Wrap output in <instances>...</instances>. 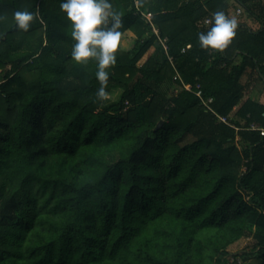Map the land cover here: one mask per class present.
I'll return each instance as SVG.
<instances>
[{
    "label": "trees",
    "instance_id": "1",
    "mask_svg": "<svg viewBox=\"0 0 264 264\" xmlns=\"http://www.w3.org/2000/svg\"><path fill=\"white\" fill-rule=\"evenodd\" d=\"M60 2L0 0V264H264V0H111L135 36L117 101ZM216 11L238 22L222 52L198 41Z\"/></svg>",
    "mask_w": 264,
    "mask_h": 264
},
{
    "label": "clouds",
    "instance_id": "2",
    "mask_svg": "<svg viewBox=\"0 0 264 264\" xmlns=\"http://www.w3.org/2000/svg\"><path fill=\"white\" fill-rule=\"evenodd\" d=\"M60 9L71 22V37L74 41L71 60L87 65L96 62L95 77L100 83L96 97L100 101L108 98V69L116 63V52L121 41L123 13L114 10L111 0H61ZM38 16L37 12L18 10L13 19L19 30L27 32ZM5 17L0 15V22ZM211 27L198 34L199 45L205 50L222 52L237 35L238 22L224 11L212 13L206 21Z\"/></svg>",
    "mask_w": 264,
    "mask_h": 264
},
{
    "label": "crops",
    "instance_id": "3",
    "mask_svg": "<svg viewBox=\"0 0 264 264\" xmlns=\"http://www.w3.org/2000/svg\"><path fill=\"white\" fill-rule=\"evenodd\" d=\"M249 23V26L250 27H252L253 29H257L258 28V24L257 23H255V22H248ZM127 36V37H126ZM123 38H126V39H128V38H131L132 40H130L131 42H133V47H134V45H135V36L131 33V32H129V31H127V32H125L122 36H121V39H123ZM126 43V42H125ZM125 43H124V45H125ZM123 45V46H124ZM129 45V44H128ZM132 47V48H133ZM125 48H127V49H124L125 51H130L131 49H128V46L127 47H125ZM154 51V49L153 48H151L148 52H147V54L144 56L145 57V59L148 57V56H150L151 54H152V52ZM143 57V58H144ZM144 59V60H145ZM143 60V59H142ZM141 60V62H144V60L142 61ZM140 62V63H141ZM248 97H250L252 100H254V101H259L260 103H262V104H264V86L263 85H261V83H258L253 89H252V91H251V93L249 94V96H247L246 98H248Z\"/></svg>",
    "mask_w": 264,
    "mask_h": 264
},
{
    "label": "rangeland",
    "instance_id": "4",
    "mask_svg": "<svg viewBox=\"0 0 264 264\" xmlns=\"http://www.w3.org/2000/svg\"><path fill=\"white\" fill-rule=\"evenodd\" d=\"M234 17V16H233ZM127 37V36H126ZM130 40H132L131 38H123L121 39L120 43H119V47L124 50V49H127L125 47L128 46V49H131L133 47V42H131ZM133 41V40H132ZM126 42V43H125ZM125 43V45H124ZM129 44V45H128ZM124 45V46H123ZM125 51V50H124ZM145 59V57L143 58V60ZM142 60V61H143ZM142 63V62H141ZM120 94H121V91L119 89H115V90H112L111 92H109V96L108 98L110 100H114V101H117L119 98H120ZM249 243L250 241L249 240H246V239H242L240 241H238L237 243L233 244L232 246L229 247V251L231 253H236L238 251H242L243 249H246V247L249 246Z\"/></svg>",
    "mask_w": 264,
    "mask_h": 264
},
{
    "label": "built area",
    "instance_id": "5",
    "mask_svg": "<svg viewBox=\"0 0 264 264\" xmlns=\"http://www.w3.org/2000/svg\"><path fill=\"white\" fill-rule=\"evenodd\" d=\"M235 13H236L237 15L241 14V9H240V8L236 9ZM142 16H143L147 21H150L151 18H152V15H151L150 13H148V14H144V13H142ZM206 21H208V20H206ZM154 31H155V33H157L156 30H154ZM160 42L163 44L164 49H166V47H165V45H164V41H160ZM185 89L188 90V91H190V87H189V86H185ZM196 94H197V95H200V92H197ZM209 101H210V100H209ZM220 121L223 122V123H226V122H227L225 118H220ZM248 129L251 130V131H256V132H258V133L260 134V136H264V128H263V127H260V126L257 125L256 123H252V124H250Z\"/></svg>",
    "mask_w": 264,
    "mask_h": 264
},
{
    "label": "water",
    "instance_id": "6",
    "mask_svg": "<svg viewBox=\"0 0 264 264\" xmlns=\"http://www.w3.org/2000/svg\"><path fill=\"white\" fill-rule=\"evenodd\" d=\"M162 125H163V121H160L158 126H157V129L160 128Z\"/></svg>",
    "mask_w": 264,
    "mask_h": 264
}]
</instances>
